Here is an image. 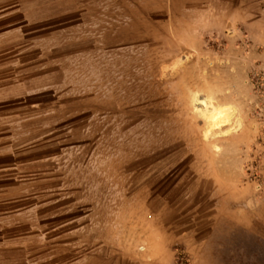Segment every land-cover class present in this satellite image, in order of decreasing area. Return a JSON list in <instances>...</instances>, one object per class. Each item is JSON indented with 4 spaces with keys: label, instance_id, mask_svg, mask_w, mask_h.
<instances>
[{
    "label": "rangeland",
    "instance_id": "374dc122",
    "mask_svg": "<svg viewBox=\"0 0 264 264\" xmlns=\"http://www.w3.org/2000/svg\"><path fill=\"white\" fill-rule=\"evenodd\" d=\"M194 5L0 0V198L29 264H264V20Z\"/></svg>",
    "mask_w": 264,
    "mask_h": 264
},
{
    "label": "crops",
    "instance_id": "0c3cea01",
    "mask_svg": "<svg viewBox=\"0 0 264 264\" xmlns=\"http://www.w3.org/2000/svg\"><path fill=\"white\" fill-rule=\"evenodd\" d=\"M188 2L195 4L189 8L195 12L200 9V6L197 5L198 3L208 4L212 2L217 4L221 2L224 8L226 7L224 9L226 13H229L231 7L233 11L242 14L244 17L245 15L251 17L253 22L256 21L254 26L256 25L258 29L262 27L261 22L264 20V0H188ZM228 16H226V20L229 19ZM258 23L260 24L258 25ZM15 169V166H9L7 168L4 165L0 166V182L5 181V170L12 171ZM6 192H10V190H6L4 185L0 186V195L3 196ZM4 205L5 199L0 198V264H29L27 251L21 247L23 243L20 241V236L15 238L10 231V228H13L11 224L16 221L14 220V215L7 214L2 208ZM17 221L19 220L17 219Z\"/></svg>",
    "mask_w": 264,
    "mask_h": 264
}]
</instances>
